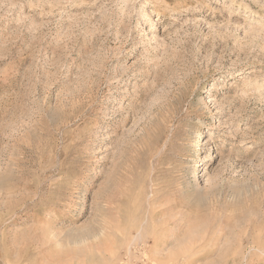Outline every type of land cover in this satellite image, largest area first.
I'll list each match as a JSON object with an SVG mask.
<instances>
[{
	"label": "rangeland",
	"instance_id": "1",
	"mask_svg": "<svg viewBox=\"0 0 264 264\" xmlns=\"http://www.w3.org/2000/svg\"><path fill=\"white\" fill-rule=\"evenodd\" d=\"M0 264H264V0H0Z\"/></svg>",
	"mask_w": 264,
	"mask_h": 264
}]
</instances>
